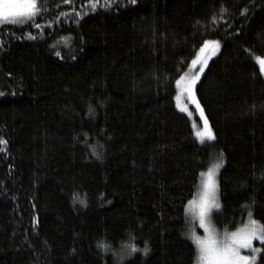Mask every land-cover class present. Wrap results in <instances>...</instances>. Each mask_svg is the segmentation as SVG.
I'll list each match as a JSON object with an SVG mask.
<instances>
[{
	"label": "trees",
	"instance_id": "obj_1",
	"mask_svg": "<svg viewBox=\"0 0 264 264\" xmlns=\"http://www.w3.org/2000/svg\"><path fill=\"white\" fill-rule=\"evenodd\" d=\"M111 2L38 0L0 25V264H193L186 206L212 153L215 224L264 225V0ZM205 40L210 142L176 104Z\"/></svg>",
	"mask_w": 264,
	"mask_h": 264
},
{
	"label": "snow or ice",
	"instance_id": "obj_2",
	"mask_svg": "<svg viewBox=\"0 0 264 264\" xmlns=\"http://www.w3.org/2000/svg\"><path fill=\"white\" fill-rule=\"evenodd\" d=\"M131 3H136V0H131ZM113 3L111 0H106V3L102 5L105 8H111ZM101 5H93V10ZM41 8L38 6V0H0V25H3L5 22L10 23H24L23 19H17L19 17L32 18L35 19L37 14L41 12ZM225 9L221 8V13ZM64 15V13H60ZM80 15V13H76ZM215 20L216 17L214 16ZM32 26L39 28L40 24H33ZM30 35V34H29ZM211 43L213 48L218 47V42L205 40L201 45L200 53H204L203 57H200L199 64L200 70L203 71L204 64L207 63L206 56L212 53H206V46ZM59 55V53H57ZM256 61L259 65L260 74L264 75V58L256 57ZM197 60L192 61L193 65L197 64ZM199 78V72L195 76H192L188 79L181 77L176 81L177 86H182V90L187 92L189 99L195 103L197 110H200V115L203 120V128L200 131L195 133L198 139L203 140L204 137H207L209 140L214 139L212 129L209 127L207 118L204 117L203 110L199 102L196 100L193 93V85H195L197 79ZM179 107V105H178ZM187 111L185 107L182 109ZM91 112V106L89 107ZM4 141L0 139V144H3ZM93 155H98L93 151ZM222 156V153H221ZM223 163L221 159L215 166L210 167L206 174H203L205 178L202 181V187L199 192L198 199H193L189 201L191 205V210L196 217L199 219V225L204 230V235L197 234L194 230L190 235L189 239L192 241L194 247L195 255L193 257V264H256L257 253L261 252L260 248L253 247L252 240L256 238L257 240L264 242V225H261L259 221L255 219H250L248 223L244 226L243 229H237L232 232L225 231L223 234H219L208 222L209 212L212 208H219L220 205L217 203V194H216V181L214 179L215 171L219 168L220 164ZM82 205L86 204V201L80 200ZM244 207H247L245 205ZM186 206V211H188ZM252 213L249 212L251 217ZM35 219V218H34ZM97 247L101 252L109 251V246L103 242H97ZM127 251L121 252L119 260H123L126 256H132L134 252L140 251L142 253H147L149 251L148 242H144V248L138 249L135 243L126 245ZM241 249H250L251 255H244L241 252ZM114 258L116 253H113ZM118 264V262H117Z\"/></svg>",
	"mask_w": 264,
	"mask_h": 264
},
{
	"label": "rangeland",
	"instance_id": "obj_3",
	"mask_svg": "<svg viewBox=\"0 0 264 264\" xmlns=\"http://www.w3.org/2000/svg\"><path fill=\"white\" fill-rule=\"evenodd\" d=\"M19 18H22V17H19ZM19 18H17V19H19ZM213 50H214L213 45H212L211 43H209V45L206 46L205 52H206V53H211ZM199 52H200V51H199ZM199 52H198V53H199ZM204 55H205L204 53H200V56H198V54L196 55V57H195L194 59H196L198 62H197L196 65H193V64L191 63L190 68L188 69V71H187L185 74L182 75L183 77H185V79H188V78H190V77H192V76H195L196 73H198V72H199V77H200V75H201V73H202L203 71L200 70L199 59H200V57H203ZM209 55H210V54H208V55L206 56V59H208V60H209V58H208ZM260 57H261V56H260ZM261 58H264V56L261 57ZM194 59H193V60H194ZM208 60H207V62H208ZM206 64H207V63H206ZM206 64H204L203 70H204ZM182 76H181V77H182ZM181 77H180V78H181ZM262 77L264 78V75H262ZM198 79H199V78H198ZM198 79H197V80H198ZM196 82H197V81H196ZM195 84H196V83H195ZM182 86H183V82H182V85H181V86H178V94H177V96H176V104H177V107H178V105H179L178 109H179L180 111L186 113V114L190 117L191 122H192V125H193V128H194V133H196L197 131H200V130L203 128V120H202L201 115H200V110H197L195 103L192 102V101L189 99L187 92H185V91L182 90ZM194 87H195V85H193V93H194ZM194 95H195V93H194ZM185 107L187 108V111H183V110H182V109H184ZM203 113H204V112H203ZM204 117H206L205 114H204ZM197 139H198V138H197ZM198 140H199L200 142H210V141H212L213 139H212V140H209L207 137H204L203 140H201V139H198ZM218 157H219V156H218L217 153H212V154L210 155V157H209V164L207 165V167H206L204 170L201 171V173H200V177H199V183H198L197 190H196L194 196H193L189 201H191V200H193V199H198V197H199V192H200V189H201V187H202V181H203V179L205 178V176H204L203 174H206V173L208 172V170H209L210 167L215 166V165L221 160V159L218 158ZM222 165H223V163L220 164L219 168L216 169V171H215V176H214V179H215V181H216L217 203H218L219 205H220V201H219V194H218V175H219V172H220V169H221ZM187 207H188V209H189L188 211H186V218H187V220H188V224H189V226H188V230H187V232H188L187 237H188V238L190 237V235L192 234L193 230H194L197 234H199V235H204V230H203V229L200 227V225H199V219H198V217H196V216L194 215V213L192 212V210H191V207H192V206L189 205V203H188V204H187ZM217 209H218V208H212V209L210 210V212H209V220H208V222L211 224V226H212V227L216 230V232L219 233V234H223L225 231L232 232V231H235V230H237V229H243L244 226L248 223V221H249L250 219H255V220L259 221V220H258L257 218H255L253 215H251V217H250L249 214H247V216H246V218L244 219V221H243L242 223H240L238 226H236L234 229L220 228V227H218V226L215 224V222H214V220H213V213H214ZM259 222H260V221H259ZM260 224H261V223H260ZM189 240H190V239H189ZM190 241H191V240H190ZM191 242H192V241H191ZM261 244L264 245V242H261V241L257 240L256 238H253V240H252V245H253V247L260 248V245H261ZM241 252H242V254H244V255H251V254H252L250 249H241ZM257 254H258V253H257ZM257 254H256V255H257Z\"/></svg>",
	"mask_w": 264,
	"mask_h": 264
}]
</instances>
